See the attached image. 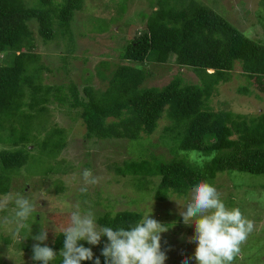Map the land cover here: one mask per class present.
<instances>
[{
    "label": "trees",
    "instance_id": "trees-1",
    "mask_svg": "<svg viewBox=\"0 0 264 264\" xmlns=\"http://www.w3.org/2000/svg\"><path fill=\"white\" fill-rule=\"evenodd\" d=\"M29 1L0 0V55L13 52L9 60L0 59V140L13 145L0 151V193L10 191V173L28 162L30 144H40L43 151L64 146L68 131L62 128L48 129L41 140L38 132L33 133L34 126L43 130L36 116L46 114V103L52 96L75 108L86 126V136L99 140L149 136L167 109L174 123L165 129L176 142V154L170 159L154 156L153 162L144 157L119 169L124 175L148 169L160 176L158 199L169 192L188 194L200 182L214 185L224 171L264 174V112L247 116L215 111L206 103V96L229 79L237 63L249 82L240 90L248 93L250 84L264 90V41L248 37L200 0H158L160 8L152 11L143 30L121 51L122 60L113 68L104 89L90 83L80 87L75 81L44 84L41 76L46 66L37 63L41 53L35 51L30 22L37 23V33L44 41L53 40L59 32L62 36L70 32L71 38L74 14L83 8L84 0ZM172 55L179 66L192 67L200 82H184L176 75L163 86H143L149 73L134 63H167ZM191 150L199 152L197 159H191L187 153ZM212 153V158H206ZM142 217L138 211L120 210L100 215L97 222L113 230L127 229ZM63 241L61 230L47 246L58 252ZM79 243L89 248L85 241ZM96 258L105 264L103 255H93V260L81 264H94Z\"/></svg>",
    "mask_w": 264,
    "mask_h": 264
},
{
    "label": "rangeland",
    "instance_id": "rangeland-1",
    "mask_svg": "<svg viewBox=\"0 0 264 264\" xmlns=\"http://www.w3.org/2000/svg\"><path fill=\"white\" fill-rule=\"evenodd\" d=\"M157 1L84 0L83 8L75 12L72 20V37L69 38L70 32L64 36L59 32L48 42L37 33V23L31 21L35 51L41 53L37 63L46 66L42 69L41 81L50 85L75 81L80 87L90 83L104 89L113 68L122 60L121 51L143 30L152 11L160 8ZM200 1L215 8L248 37L264 41V0ZM12 54H1L0 59L9 60ZM106 62L109 64L105 65ZM134 64L149 73L143 86H163L176 75H180L184 82H200L195 70L179 66L173 55L167 63L147 60ZM248 83L241 65L237 63L229 79L222 80L211 95L206 96L207 105L215 111H232L247 116L264 112V90L250 84V91L242 92L240 89L247 87ZM46 105L49 109L44 116L36 113V121L43 130L38 131L34 126L33 133L38 132L41 140L48 129L62 128L68 131L64 132L65 143L62 149L55 151H43L39 143V146L30 144L28 162L10 173L11 188L8 193L27 195L36 202L38 212L28 221L31 232L28 227H22L18 235L17 225L5 224L2 219L14 215L13 206L10 205L9 211L0 213V264H41L32 259L33 244L40 243L32 237L40 233L42 224L48 232V239L43 244H52L56 234L70 223L73 206L77 203L81 205V211L91 209L96 220L106 212L115 214L120 210L138 211L143 216L151 213V218L168 227L167 232L161 233V250L167 256L165 264H181L185 257H193L196 243L188 242V238L194 235V225H184L179 215L180 206L176 202L186 205L190 201L191 190L185 195L169 192L163 199H158L156 189L160 176L151 174L148 169L126 175L119 171L133 160L147 157L152 161L154 156L170 159L176 154L173 151L176 142L165 129L174 123L167 115L168 110H164L156 130L140 138L142 140H99L86 136V126L75 108L60 104L53 96ZM46 115L48 124L45 122ZM17 126L20 127V123ZM1 140L0 151L13 147ZM54 140H58V136ZM187 153L191 159H197L199 152L191 150ZM214 155L212 153L206 158ZM84 169H91L94 175L102 177L99 184L87 186L86 193L80 191L84 187L80 179ZM213 184L227 208H239L243 216L254 224L253 231L241 243L240 253L232 264H264V174L224 171L217 175ZM4 195L0 193V197ZM97 226L102 227L98 222ZM106 243L108 238L102 236L98 245H88L93 254L100 257ZM59 252L50 264L62 262ZM189 264L196 262L190 259Z\"/></svg>",
    "mask_w": 264,
    "mask_h": 264
},
{
    "label": "clouds",
    "instance_id": "clouds-1",
    "mask_svg": "<svg viewBox=\"0 0 264 264\" xmlns=\"http://www.w3.org/2000/svg\"><path fill=\"white\" fill-rule=\"evenodd\" d=\"M80 179L84 185L80 191L86 193L87 186L99 184L102 177L94 175L91 169H84ZM176 202L184 225H194L195 229L194 235L188 238V242L196 243L194 256L185 257L181 264H189L190 259L196 264H232L240 253L241 243L253 231V222L244 217L239 208H227L217 189L207 182H200L191 189L190 201L186 205ZM10 205L14 215L11 218L4 216L3 222L15 223L17 235L22 227H28L31 232L28 221L38 212L36 202L21 193H7L0 197V213L9 211ZM73 207L70 223L62 230L64 241L59 252L62 264L93 260L91 248L79 242L98 245L102 236L108 238L101 252L105 264H165L167 256L161 250V233L167 232L168 227L151 218V213L134 226L113 230L107 226L98 227L91 209L81 211L79 203ZM32 238L40 242L33 244L32 259L41 264L53 262L57 253L47 244L41 246L48 239L46 227L41 224L40 233ZM94 264H100L99 258Z\"/></svg>",
    "mask_w": 264,
    "mask_h": 264
}]
</instances>
